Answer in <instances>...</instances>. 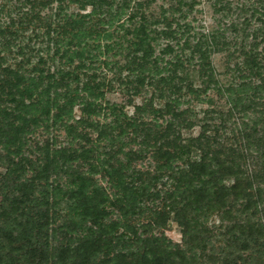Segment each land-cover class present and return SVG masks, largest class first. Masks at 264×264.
Returning a JSON list of instances; mask_svg holds the SVG:
<instances>
[{"label":"trees","instance_id":"trees-1","mask_svg":"<svg viewBox=\"0 0 264 264\" xmlns=\"http://www.w3.org/2000/svg\"><path fill=\"white\" fill-rule=\"evenodd\" d=\"M0 1V264H264V0Z\"/></svg>","mask_w":264,"mask_h":264},{"label":"rangeland","instance_id":"rangeland-1","mask_svg":"<svg viewBox=\"0 0 264 264\" xmlns=\"http://www.w3.org/2000/svg\"><path fill=\"white\" fill-rule=\"evenodd\" d=\"M1 2V1H0ZM15 0H13L12 3H14ZM162 1L161 0H157L156 3L154 4V6H159V5H162ZM195 10H201L202 13H199L197 16L198 20H201L202 23V26H203V30L202 31H205L206 29H210L212 28L213 26L215 27L216 26V23L214 21V15L212 14V10H211V7L208 3L205 2V0H202V5L200 6H196V9ZM195 15V14H194ZM213 16V17H212ZM191 18H189L190 20ZM199 24V22L197 23ZM195 24V25H197ZM107 99L111 102L115 101L117 103H124V104H128V103H131L128 101V99H126V97L122 98L121 95L115 93L113 95H110V96H107ZM141 103V100L140 99H133V102L132 104H140ZM126 111L128 113H131L133 111L132 107H126ZM197 131L198 129H195L193 131V134H197ZM231 184V181H226V185H230ZM215 222V224L217 225V219L216 218H213L212 221L210 222V224H212V222ZM165 234L168 238H170L174 243H180L181 242V234H180V228L172 221L168 222V226L165 230Z\"/></svg>","mask_w":264,"mask_h":264}]
</instances>
